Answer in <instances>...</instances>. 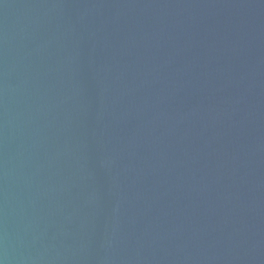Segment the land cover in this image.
<instances>
[{
	"label": "water",
	"instance_id": "1",
	"mask_svg": "<svg viewBox=\"0 0 264 264\" xmlns=\"http://www.w3.org/2000/svg\"><path fill=\"white\" fill-rule=\"evenodd\" d=\"M0 264H264V0H0Z\"/></svg>",
	"mask_w": 264,
	"mask_h": 264
}]
</instances>
